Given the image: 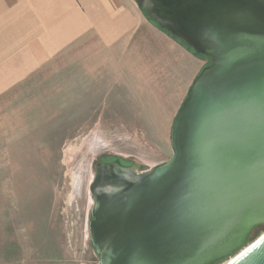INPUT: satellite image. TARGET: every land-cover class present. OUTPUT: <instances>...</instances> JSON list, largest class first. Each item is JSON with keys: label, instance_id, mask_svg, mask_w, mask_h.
I'll return each mask as SVG.
<instances>
[{"label": "water", "instance_id": "water-1", "mask_svg": "<svg viewBox=\"0 0 264 264\" xmlns=\"http://www.w3.org/2000/svg\"><path fill=\"white\" fill-rule=\"evenodd\" d=\"M207 58L149 171L97 164L88 226L100 264H264V0H133Z\"/></svg>", "mask_w": 264, "mask_h": 264}, {"label": "rangeland", "instance_id": "rangeland-1", "mask_svg": "<svg viewBox=\"0 0 264 264\" xmlns=\"http://www.w3.org/2000/svg\"><path fill=\"white\" fill-rule=\"evenodd\" d=\"M67 49L0 99V264H100L88 234L95 166L119 160L143 173L172 155L187 92L148 72L136 50L103 52L91 38ZM198 58L201 71L210 61Z\"/></svg>", "mask_w": 264, "mask_h": 264}, {"label": "crops", "instance_id": "crops-1", "mask_svg": "<svg viewBox=\"0 0 264 264\" xmlns=\"http://www.w3.org/2000/svg\"><path fill=\"white\" fill-rule=\"evenodd\" d=\"M134 7L126 0H0V99L86 38L103 52L145 54L148 72L187 92L203 62Z\"/></svg>", "mask_w": 264, "mask_h": 264}, {"label": "trees", "instance_id": "trees-1", "mask_svg": "<svg viewBox=\"0 0 264 264\" xmlns=\"http://www.w3.org/2000/svg\"><path fill=\"white\" fill-rule=\"evenodd\" d=\"M264 229V225L263 226H259L257 228H255L250 236L249 242L253 241L261 232V230ZM219 264V263H218Z\"/></svg>", "mask_w": 264, "mask_h": 264}, {"label": "flooded vegetation", "instance_id": "flooded-vegetation-1", "mask_svg": "<svg viewBox=\"0 0 264 264\" xmlns=\"http://www.w3.org/2000/svg\"><path fill=\"white\" fill-rule=\"evenodd\" d=\"M114 162V161H113ZM113 162H109V163H99V164H110V163H113ZM120 163L123 165V163L120 161ZM124 166V165H123ZM95 177V176H94ZM91 217V216H90ZM91 220V219H90Z\"/></svg>", "mask_w": 264, "mask_h": 264}, {"label": "bare ground", "instance_id": "bare-ground-1", "mask_svg": "<svg viewBox=\"0 0 264 264\" xmlns=\"http://www.w3.org/2000/svg\"><path fill=\"white\" fill-rule=\"evenodd\" d=\"M234 258L230 259L226 264H230Z\"/></svg>", "mask_w": 264, "mask_h": 264}]
</instances>
